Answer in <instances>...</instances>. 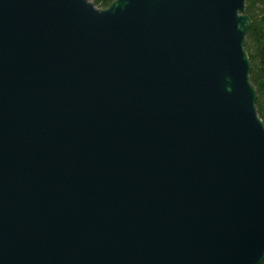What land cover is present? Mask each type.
I'll return each mask as SVG.
<instances>
[{"label": "water", "instance_id": "obj_1", "mask_svg": "<svg viewBox=\"0 0 264 264\" xmlns=\"http://www.w3.org/2000/svg\"><path fill=\"white\" fill-rule=\"evenodd\" d=\"M249 27L245 0H0V264H260Z\"/></svg>", "mask_w": 264, "mask_h": 264}, {"label": "trees", "instance_id": "obj_2", "mask_svg": "<svg viewBox=\"0 0 264 264\" xmlns=\"http://www.w3.org/2000/svg\"><path fill=\"white\" fill-rule=\"evenodd\" d=\"M98 8L107 7L113 0H90ZM245 12L250 27L244 48L250 61L249 78L256 89V109L264 122V0H245ZM260 264H264V259Z\"/></svg>", "mask_w": 264, "mask_h": 264}]
</instances>
